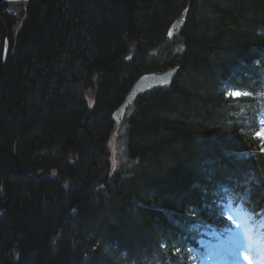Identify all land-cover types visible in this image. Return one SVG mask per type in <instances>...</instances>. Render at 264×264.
I'll return each mask as SVG.
<instances>
[{"label":"trees","instance_id":"trees-1","mask_svg":"<svg viewBox=\"0 0 264 264\" xmlns=\"http://www.w3.org/2000/svg\"><path fill=\"white\" fill-rule=\"evenodd\" d=\"M24 14L0 85V264H193L197 235L229 223L223 204L264 210V0H31ZM175 66L130 105L113 170V112Z\"/></svg>","mask_w":264,"mask_h":264},{"label":"water","instance_id":"water-1","mask_svg":"<svg viewBox=\"0 0 264 264\" xmlns=\"http://www.w3.org/2000/svg\"><path fill=\"white\" fill-rule=\"evenodd\" d=\"M4 0H0V3ZM187 9H185L181 15L172 23L168 31V38H172L178 31H181L186 20ZM8 30L4 21L0 17V79L2 70L7 62L8 56ZM178 71V67L169 68L160 73H147L141 76L132 86L124 102L114 112L113 118L116 122L115 130L117 125L121 122L124 112L127 109L129 103L133 102L134 99L142 92L152 89L157 86H164L171 83ZM113 131V133L115 132ZM3 214V213H1Z\"/></svg>","mask_w":264,"mask_h":264},{"label":"flooded vegetation","instance_id":"flooded-vegetation-1","mask_svg":"<svg viewBox=\"0 0 264 264\" xmlns=\"http://www.w3.org/2000/svg\"><path fill=\"white\" fill-rule=\"evenodd\" d=\"M28 1L29 0H8L0 5V15L4 18L9 27L13 28L18 19L19 5H21V9L19 11L22 12L25 10V4Z\"/></svg>","mask_w":264,"mask_h":264},{"label":"rangeland","instance_id":"rangeland-1","mask_svg":"<svg viewBox=\"0 0 264 264\" xmlns=\"http://www.w3.org/2000/svg\"><path fill=\"white\" fill-rule=\"evenodd\" d=\"M20 9H21V5H19V7H18L19 15H21V11H19ZM18 19H20V18H18ZM263 127H264V124H263ZM111 139H112V136H111ZM119 139H117V140H119ZM117 140H113L115 142H109V145H111L110 148L112 150V159H114V161H113L114 163H116L118 161L117 150H118L119 143ZM244 221H246V220L243 219L241 224H244Z\"/></svg>","mask_w":264,"mask_h":264},{"label":"snow or ice","instance_id":"snow-or-ice-1","mask_svg":"<svg viewBox=\"0 0 264 264\" xmlns=\"http://www.w3.org/2000/svg\"><path fill=\"white\" fill-rule=\"evenodd\" d=\"M229 95L234 96V97H239L241 95H248L247 93H241L239 91L229 93ZM261 124H264V121H261ZM256 136L264 142V127H261L260 130L256 133ZM75 211V210H73Z\"/></svg>","mask_w":264,"mask_h":264},{"label":"bare ground","instance_id":"bare-ground-1","mask_svg":"<svg viewBox=\"0 0 264 264\" xmlns=\"http://www.w3.org/2000/svg\"><path fill=\"white\" fill-rule=\"evenodd\" d=\"M186 9H187V8H186ZM16 12H17V11H16ZM187 14H188V9H187ZM24 15H25L24 12H21V15H19V13H18V18H20V19H17V21H16L15 24H14V27L17 26V25H19V24L21 23V21L24 19ZM177 18H178V17H177ZM177 18H176V19H177ZM176 19H175V20H176ZM186 19H187V15H186ZM4 21H5V20H4ZM185 22H186V20H185ZM6 25H7V23H6ZM7 26H8V25H7ZM7 26H6V27H7ZM12 52H13L12 47H9V49H8V54H10V53H12ZM175 67H176V66H175ZM4 68H5V66H4ZM4 68H3V70H4ZM3 70H2V72H3ZM142 75H143V74H142ZM142 75H141V76H142ZM1 76H2V74H1ZM141 76H140V77H141ZM0 85H1V79H0Z\"/></svg>","mask_w":264,"mask_h":264}]
</instances>
